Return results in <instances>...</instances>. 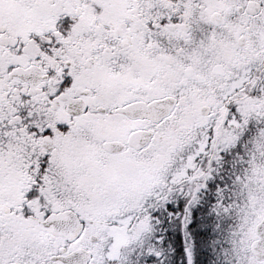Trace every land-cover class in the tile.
Segmentation results:
<instances>
[{
	"label": "snow or ice",
	"instance_id": "1",
	"mask_svg": "<svg viewBox=\"0 0 264 264\" xmlns=\"http://www.w3.org/2000/svg\"><path fill=\"white\" fill-rule=\"evenodd\" d=\"M0 264H264V0H0Z\"/></svg>",
	"mask_w": 264,
	"mask_h": 264
}]
</instances>
